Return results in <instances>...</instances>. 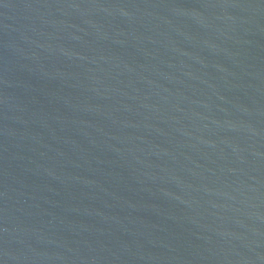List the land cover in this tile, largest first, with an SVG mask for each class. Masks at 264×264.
<instances>
[{"label":"water","instance_id":"obj_1","mask_svg":"<svg viewBox=\"0 0 264 264\" xmlns=\"http://www.w3.org/2000/svg\"><path fill=\"white\" fill-rule=\"evenodd\" d=\"M0 264H264V0H0Z\"/></svg>","mask_w":264,"mask_h":264}]
</instances>
